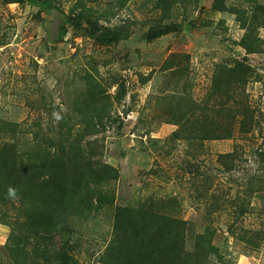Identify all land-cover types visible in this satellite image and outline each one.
Instances as JSON below:
<instances>
[{
  "label": "rangeland",
  "instance_id": "1",
  "mask_svg": "<svg viewBox=\"0 0 264 264\" xmlns=\"http://www.w3.org/2000/svg\"><path fill=\"white\" fill-rule=\"evenodd\" d=\"M65 262L264 264V0H0V264Z\"/></svg>",
  "mask_w": 264,
  "mask_h": 264
},
{
  "label": "trees",
  "instance_id": "2",
  "mask_svg": "<svg viewBox=\"0 0 264 264\" xmlns=\"http://www.w3.org/2000/svg\"><path fill=\"white\" fill-rule=\"evenodd\" d=\"M46 8H50V6H47L46 5ZM88 26H91V28L88 30V36L93 38L95 41L99 42V43H102V44H110V43H113V42H118L121 40V36L116 33V32H111V31H107L105 30L102 26H100L98 23L96 22H93L91 20L87 21L86 23ZM243 124V122H241ZM216 139H219V137L217 136ZM70 162V159L69 160H63L61 161V165L62 164H67ZM23 182L21 183H26L27 181L26 180H22ZM28 184V182H27ZM201 248H197V251H196V254H195V258L196 260L198 259H206L207 257V253L204 254L202 251ZM64 264H68V263H64Z\"/></svg>",
  "mask_w": 264,
  "mask_h": 264
},
{
  "label": "clouds",
  "instance_id": "3",
  "mask_svg": "<svg viewBox=\"0 0 264 264\" xmlns=\"http://www.w3.org/2000/svg\"><path fill=\"white\" fill-rule=\"evenodd\" d=\"M7 198H9V199H18L17 189H15L13 187H9L7 189Z\"/></svg>",
  "mask_w": 264,
  "mask_h": 264
},
{
  "label": "water",
  "instance_id": "4",
  "mask_svg": "<svg viewBox=\"0 0 264 264\" xmlns=\"http://www.w3.org/2000/svg\"><path fill=\"white\" fill-rule=\"evenodd\" d=\"M61 21H64V18L63 17L61 18Z\"/></svg>",
  "mask_w": 264,
  "mask_h": 264
}]
</instances>
